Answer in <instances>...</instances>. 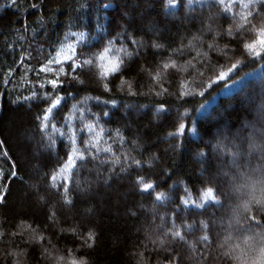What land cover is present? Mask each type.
<instances>
[{
  "label": "trees",
  "instance_id": "1",
  "mask_svg": "<svg viewBox=\"0 0 264 264\" xmlns=\"http://www.w3.org/2000/svg\"><path fill=\"white\" fill-rule=\"evenodd\" d=\"M105 3L112 6L104 8ZM165 5L166 0H0V171L18 174L8 178L6 202L0 205L5 232L0 264H167L169 257L174 264H264V140L258 136L264 135L259 35L264 4L180 0L178 7ZM125 29L137 45L117 36ZM110 39L109 57L125 63L111 91L102 87L96 61L81 75L83 84L63 89L66 100L53 123L64 135L42 129L37 117L45 104L23 99L29 89L39 91L40 81L27 69L38 68L49 53L71 55L72 48L99 53ZM124 50L134 51L131 60ZM173 62L175 68L163 69ZM232 64L234 79L216 83ZM146 68L162 74L167 92L155 95L161 87ZM121 81L131 83L136 95L127 84L121 90ZM97 116L104 129L99 147L111 146L121 163L101 152L88 162L77 157L78 167L61 174L71 155L73 128L76 147L83 149L81 140L89 137L79 129L96 123ZM179 123L187 126L185 135L170 136ZM49 137L55 144L49 146ZM221 142L224 147L218 148ZM125 155L140 159L142 167L121 172ZM52 175L57 185L63 175L71 176L72 205L62 199V189L52 187ZM140 175L167 199L142 193L135 182ZM208 186L220 203L201 200ZM32 229L43 235L42 242L32 238ZM89 230L96 237L92 247L83 243Z\"/></svg>",
  "mask_w": 264,
  "mask_h": 264
},
{
  "label": "snow or ice",
  "instance_id": "2",
  "mask_svg": "<svg viewBox=\"0 0 264 264\" xmlns=\"http://www.w3.org/2000/svg\"><path fill=\"white\" fill-rule=\"evenodd\" d=\"M180 0H166V5L165 7L167 8H175L179 6ZM189 3H191V0H188ZM262 4H264V0H260ZM13 3H15V0H13ZM112 6L109 3H105L103 5L104 8H108ZM33 8H36L37 5L33 4ZM244 25H238V28H242ZM211 26H209V31H211ZM83 34H81L82 36ZM220 33H217V36H219ZM227 35L232 36L233 31L231 28L227 30ZM261 40H264V28L260 30L259 33ZM117 36H124L129 40V43L132 45H137L139 42L132 37L127 32V29H125L122 32H118ZM198 39V38H195ZM160 45H156V47H159ZM215 45L214 44H209L208 48L212 49ZM112 47V40L110 39L107 43L106 46L103 47L102 51L99 53L96 52H83L80 51L78 52L76 48H72V54L71 55H65L61 54L60 52H57L55 56H52L51 53L48 54V56L40 63L38 68H28V71H32L35 73L37 80L40 81L38 87L39 91L35 90V87L29 89V95L24 96L23 99L26 101H39L43 104H45V107L42 109V113L40 116L37 117V119L40 121L39 126L47 130L49 127H51L54 131L58 132L61 136L64 135L62 131L57 127L53 121L55 120V117L59 114L60 110L62 109V106L64 105V102L66 100V96L63 93V89L65 87L72 85L73 83L75 84H83L84 80L81 79V75L87 74L90 72L93 68L96 67V61H100L101 63L99 64V79L102 83V87L104 88L105 91H111V88L109 85L111 84L112 79L118 78L123 74V71L125 70V63L124 60L117 57L115 59H112L109 57V53L111 51ZM246 47L249 50L255 51V47L253 44H247ZM125 51V55L129 60L132 59L134 55V51ZM255 55L259 56V52H255ZM31 59V57H29ZM106 61V63H104ZM20 64H24V58L21 57ZM175 68L176 65L175 63H164L163 64V69L167 70L169 68ZM236 65L232 64L231 67L228 69V71H221L219 75L217 76L216 83H219L220 81H227L229 78L234 79V76L232 75L233 69H235ZM143 71L147 72L153 79L154 83L161 87V91H156L155 95H161L165 92H167V88H163L161 84L162 80V74L160 72H156L155 75L152 74V72L149 71V69H144ZM238 74V73H237ZM12 75V69L10 68L8 70V76ZM10 81L8 80L7 77L4 79V84L7 85ZM29 84H31V81H28ZM124 84H127L128 91L132 95H136V92L133 91V86L131 83H128L126 81H121V90H123ZM205 85H201V87H204ZM208 88H211L213 86L212 82L210 81L207 85ZM187 94V93H184ZM201 96L204 95V92L201 91L199 93ZM69 95L71 93L69 92ZM17 99H20L17 97ZM97 100L99 99L98 97L96 98ZM107 103V101H105ZM111 103L115 105V100H112ZM76 105H72V109L76 110ZM160 111H166V108L164 105L159 106ZM95 115V114H93ZM105 117L109 116V113L105 111L103 113ZM100 117H96V123H85L82 128L79 129L80 132H84L88 134V139L81 140V143L84 145L83 149H78L76 147L77 145V136H76V129L73 128L72 134L70 135L69 139L71 141V155H68L66 158V162L62 165L60 169L61 174L68 173L70 174L73 169H76L78 167L77 165V157L81 162H88L92 159H95L97 155H99L101 152H106V153H111L115 159L113 163L115 164H120L121 160L119 156H116L115 152L113 151L111 146L105 147L101 149L99 147L100 140L102 139V134H103V127L99 124ZM186 125L184 123H179L178 128L175 132H170V136H184L185 135V130H186ZM99 128L100 131L96 132V129ZM193 132H195V129H193ZM123 139V138H121ZM49 140L51 141V146L52 144H55V141L52 140L51 137H49ZM0 143H3L0 141ZM135 143V141H133ZM218 148H223V142L217 145ZM203 155V153H201ZM125 163L124 166L121 167L120 171L125 172L127 169L131 168L132 165H135L137 168L142 167V161L140 159H136L135 157H130L125 155ZM130 161V162H129ZM150 164L151 161H148ZM18 174L16 171L11 170L9 171L6 175L2 171H0V181H3L4 184L3 186H0V205H3L6 202V197L8 195L7 187L8 184L10 183V180L8 178H17ZM56 175L51 176L52 180V187L62 189V199L64 202L68 205L73 204V199H72V192L70 190L69 185L72 183V179L70 175H63V183L57 185L56 183ZM135 182L139 188V190L142 193H149V192H154L155 193V200L156 201H161L164 199H167V196L164 192H159L156 191V185L151 182V181H146L145 177L140 175L135 178ZM77 184L79 183L78 181L76 182ZM201 200H211V201H216V203H220L217 197V193L215 189L211 186L206 187V190L203 193V196L201 197ZM184 204H188L189 200L185 199L183 201ZM192 203H195V201H192ZM204 204L201 203L197 205V207H203ZM135 214V213H133ZM55 217V213H52V216L50 219ZM255 219V217H253ZM30 227V226H29ZM205 228H207V224L204 225ZM27 230V229H25ZM33 233V239L34 240H39L43 241L44 237L43 235L36 236L35 235V229H32ZM22 234V233H21ZM176 237H180L181 239L183 238L181 236V233L179 231H174L172 233ZM11 236H16V232L9 233ZM5 236V232L0 230V240ZM95 235L92 231H88L87 238L83 241V243L87 247H92L94 246L95 243ZM204 241H208L209 237L205 235L203 237ZM161 245H163L164 241H160ZM71 264H80V262L76 260H72ZM167 264H174V258L169 257L167 259Z\"/></svg>",
  "mask_w": 264,
  "mask_h": 264
},
{
  "label": "rangeland",
  "instance_id": "3",
  "mask_svg": "<svg viewBox=\"0 0 264 264\" xmlns=\"http://www.w3.org/2000/svg\"><path fill=\"white\" fill-rule=\"evenodd\" d=\"M257 110L259 111V108H258ZM258 136H260V139L264 140V135H263V134L259 133ZM252 140H253V139H252ZM256 153H257V151H256ZM224 154H226V153H223V152H222V155H224ZM226 155H227V154H226ZM234 222L236 223L235 220L233 221V223H234ZM236 225H237V223H236L234 226H236ZM229 226H230V223H228V227H229Z\"/></svg>",
  "mask_w": 264,
  "mask_h": 264
}]
</instances>
